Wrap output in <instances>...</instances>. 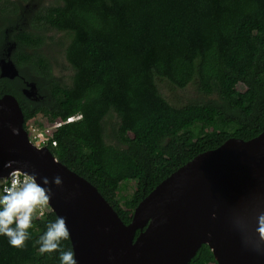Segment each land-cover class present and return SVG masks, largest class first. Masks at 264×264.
Returning a JSON list of instances; mask_svg holds the SVG:
<instances>
[{
	"label": "trees",
	"instance_id": "trees-1",
	"mask_svg": "<svg viewBox=\"0 0 264 264\" xmlns=\"http://www.w3.org/2000/svg\"><path fill=\"white\" fill-rule=\"evenodd\" d=\"M31 4L0 0V43L8 28L19 70L13 80L0 77V97L16 98L25 129L81 115L56 128L47 148L124 224L193 157L264 130V0ZM29 79L36 100L22 94ZM126 182L135 183L130 195L121 193ZM55 218L50 211L36 219L22 250L0 236V264H59L58 253L33 246ZM62 246L72 249L70 240ZM188 264L217 262L202 244Z\"/></svg>",
	"mask_w": 264,
	"mask_h": 264
},
{
	"label": "water",
	"instance_id": "water-1",
	"mask_svg": "<svg viewBox=\"0 0 264 264\" xmlns=\"http://www.w3.org/2000/svg\"><path fill=\"white\" fill-rule=\"evenodd\" d=\"M10 47L0 57V77L13 80L19 70L11 59L14 44ZM24 85L22 94L36 100L35 82ZM23 120L16 98L2 95L0 177L17 167L49 180L61 177L62 186L51 185L48 212L66 218L77 264H188L202 244L217 264H264V253L247 247L232 224L233 209L241 203L264 210V130L247 141L229 138L193 157L148 193L124 224L94 185L46 146L31 143ZM9 161L15 163L4 167Z\"/></svg>",
	"mask_w": 264,
	"mask_h": 264
},
{
	"label": "clouds",
	"instance_id": "clouds-1",
	"mask_svg": "<svg viewBox=\"0 0 264 264\" xmlns=\"http://www.w3.org/2000/svg\"><path fill=\"white\" fill-rule=\"evenodd\" d=\"M75 116L81 117L80 114L72 117ZM80 117L66 121L67 117L61 122L65 124ZM12 132L19 135L17 128H12ZM13 163L9 161L4 167L11 168ZM52 184L62 186L61 177L55 176L49 180L48 177H40L35 171L29 172L18 167L13 168L7 177H0V236L7 238L10 247L22 250L32 239L30 229L34 221L51 204ZM232 224L247 247L264 253V210L253 208L250 202L241 203L233 209ZM70 238L66 218L57 216L54 221L47 223L33 246L37 247L39 255L58 253L59 264H77L75 251L62 246V242Z\"/></svg>",
	"mask_w": 264,
	"mask_h": 264
},
{
	"label": "built area",
	"instance_id": "built-area-1",
	"mask_svg": "<svg viewBox=\"0 0 264 264\" xmlns=\"http://www.w3.org/2000/svg\"><path fill=\"white\" fill-rule=\"evenodd\" d=\"M80 116H75V117H68L66 121L73 120L75 118H79ZM63 122H54L53 124H48V127H39L33 122L28 125L26 128V131L28 133L29 139L34 142V144L37 147L41 146H47V145H52L55 146V140L52 139L53 132L57 127H59ZM49 207L44 210V214L39 216L43 217L46 213H48Z\"/></svg>",
	"mask_w": 264,
	"mask_h": 264
},
{
	"label": "rangeland",
	"instance_id": "rangeland-1",
	"mask_svg": "<svg viewBox=\"0 0 264 264\" xmlns=\"http://www.w3.org/2000/svg\"><path fill=\"white\" fill-rule=\"evenodd\" d=\"M45 1L46 0H32L31 8L35 9L38 6H40L41 4H43ZM27 2H25L23 6H26L27 7L28 6V5H26ZM18 20L20 21V23H21L20 25H22V27L26 26V25H24V16L20 15V17L18 18ZM9 33H10V30L8 28L3 33V39H2V42L0 43V53H1L0 54V57H2V56L5 57L6 56V52L7 51H10L12 49L10 47L12 41L9 38ZM27 82L30 83V82H34V81H32V79H29ZM238 89L241 90L242 89V86L239 85L238 86ZM36 97L37 98L40 97L37 90H36ZM46 127H48V124L47 123H46ZM30 141H31V143L33 145H35L32 140H30ZM134 186H135V183H133V182L123 183V190H122L121 193L122 194H126V195H130L131 192H132V190H133V187Z\"/></svg>",
	"mask_w": 264,
	"mask_h": 264
}]
</instances>
